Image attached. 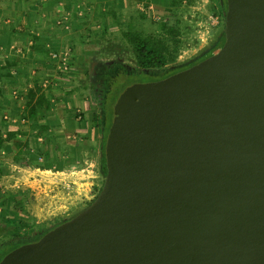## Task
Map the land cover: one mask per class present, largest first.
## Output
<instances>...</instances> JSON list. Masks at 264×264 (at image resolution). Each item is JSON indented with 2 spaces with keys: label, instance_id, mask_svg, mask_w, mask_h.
I'll return each instance as SVG.
<instances>
[{
  "label": "water",
  "instance_id": "water-1",
  "mask_svg": "<svg viewBox=\"0 0 264 264\" xmlns=\"http://www.w3.org/2000/svg\"><path fill=\"white\" fill-rule=\"evenodd\" d=\"M221 49L114 105L98 198L0 264H264V0Z\"/></svg>",
  "mask_w": 264,
  "mask_h": 264
},
{
  "label": "crops",
  "instance_id": "crops-1",
  "mask_svg": "<svg viewBox=\"0 0 264 264\" xmlns=\"http://www.w3.org/2000/svg\"><path fill=\"white\" fill-rule=\"evenodd\" d=\"M134 1L0 0V137L14 134L0 146V200L9 209L13 199L26 200L41 187L46 164L64 165L72 156L85 162L88 151L98 148L93 113L99 84L93 77L116 61L109 62L106 51L117 48L116 33L124 39V30H142L132 17ZM116 52L109 53L121 54ZM35 85L50 106L39 108L34 120L24 113ZM35 215L44 216L42 210Z\"/></svg>",
  "mask_w": 264,
  "mask_h": 264
},
{
  "label": "rangeland",
  "instance_id": "rangeland-1",
  "mask_svg": "<svg viewBox=\"0 0 264 264\" xmlns=\"http://www.w3.org/2000/svg\"><path fill=\"white\" fill-rule=\"evenodd\" d=\"M134 3L130 7L135 11L132 17L142 24V30L137 31L143 35L163 38L169 47L170 61L163 71L155 69L151 72H139L133 48L122 39L120 33H116L117 37L113 42L117 48L113 50L121 54L116 52L119 55L115 56L111 54L113 50L106 47L108 61L118 60L112 65L116 69L123 68L128 73L113 82L117 91L135 83L152 81L168 70L198 60L217 44L226 27L224 0H135ZM101 75L96 73V77L95 74L93 77L99 84L95 88L94 101L98 109V148L88 151L85 162L72 156V160L63 165L59 163L61 161H57L61 158L59 156L55 159V165H46L45 180H42L41 187L24 195L26 200L21 199L24 211L9 209L7 201L0 200V255L17 242L32 240L39 230H49L61 219L69 220L79 215L102 192L107 174L100 160L104 122L101 99L106 89V82ZM84 187L87 188L86 194ZM9 197L7 195V200H10ZM41 210L44 216L37 217L35 214Z\"/></svg>",
  "mask_w": 264,
  "mask_h": 264
},
{
  "label": "trees",
  "instance_id": "trees-1",
  "mask_svg": "<svg viewBox=\"0 0 264 264\" xmlns=\"http://www.w3.org/2000/svg\"><path fill=\"white\" fill-rule=\"evenodd\" d=\"M224 8H225V12H227V1L226 0H224ZM123 37L127 41V43L131 45V47L133 48V51L135 54V60L137 64V70L139 72H151L155 69L163 71L165 69L168 62L170 61V58H169V47L163 38L143 35L139 31L133 30V29L124 30ZM225 39H226L225 30H223L217 44L214 47H212L210 51H208L204 56H202L196 61L190 62L189 64L185 66H181L176 69L168 70L167 72L163 73L161 76L153 80L165 78L171 74H174L178 71L188 68L196 64L197 62L217 53L223 46ZM112 64H116V63L115 62L110 63L107 66V71L106 72L103 71L104 73L101 75L106 82V89L103 91L102 99H101L102 116H103L104 122H103V132H102V135H103L102 147L100 150V157H101L100 160H101L102 168L105 174H107L105 145H106L107 135H108V132H109V129L111 127L113 117H114V105L118 97L120 96V94L127 87H129L127 86L126 88H122L121 90L117 91L113 82L117 80V78H122L123 76L125 77V75H127L128 73H126V71L123 68L116 69V66H113ZM110 65H112V67L111 69H108ZM110 71H113V72L109 74ZM49 106H50V101L45 95L44 91L42 90V87L39 85H35L34 88H31L28 91V99L26 102V109H25L24 117L35 120L39 108L41 107L49 108ZM97 119H98V114L97 112H94L93 121L96 124V126L99 127ZM13 137H14L13 133L7 134L6 138L0 137V146L4 142H6V140H11ZM27 147H28V143L24 145V148H27ZM12 202H13L12 209L16 211H24L23 210L24 207L22 206L23 203H21V201L19 202L18 200L17 201L13 200ZM65 221H66L65 219H61L57 223V225ZM55 226H53V228ZM51 229L52 228H50L49 230ZM49 230L41 229L39 230L38 234L32 240L30 241L25 240V241L15 243L12 248H10L9 250H6L2 255H0V261L7 253L12 251L13 249L23 244L38 241Z\"/></svg>",
  "mask_w": 264,
  "mask_h": 264
},
{
  "label": "built area",
  "instance_id": "built-area-1",
  "mask_svg": "<svg viewBox=\"0 0 264 264\" xmlns=\"http://www.w3.org/2000/svg\"><path fill=\"white\" fill-rule=\"evenodd\" d=\"M83 13V11L82 10H80L79 11V14H82ZM54 56H58V57H61V55L60 54H58V53H54ZM62 58H63V60H65V57L62 55ZM67 63H66V61H64V63H63V65H66Z\"/></svg>",
  "mask_w": 264,
  "mask_h": 264
}]
</instances>
